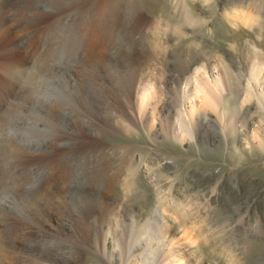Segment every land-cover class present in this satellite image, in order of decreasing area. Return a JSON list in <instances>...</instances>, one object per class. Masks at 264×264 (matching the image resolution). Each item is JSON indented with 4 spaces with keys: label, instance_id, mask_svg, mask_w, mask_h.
I'll return each instance as SVG.
<instances>
[{
    "label": "bare ground",
    "instance_id": "bare-ground-1",
    "mask_svg": "<svg viewBox=\"0 0 264 264\" xmlns=\"http://www.w3.org/2000/svg\"><path fill=\"white\" fill-rule=\"evenodd\" d=\"M165 1L168 16L160 17ZM198 1L207 0H0V36L9 43L0 65V261L67 264L71 243H47L45 224L66 214L87 227L84 209L102 204L108 210L103 231L89 240L111 264H199L188 241L175 238L162 210L146 216L131 204L142 193L134 179L145 174L135 147L98 141L141 126L152 140L190 142L198 118L204 125L214 121L222 133L243 110L247 117L251 108L264 109V16L257 0H237L234 13H222L230 28L256 36L228 47L243 50L237 62L225 58L227 49L203 53L192 39L204 21L202 11L192 8ZM12 27H18L16 35H27L31 66ZM187 39L190 55L179 59L191 66L162 78L155 68H169L171 50ZM139 51L148 57L146 71L133 80L118 75V60ZM250 53L256 55L252 60ZM26 70L30 75L19 84ZM228 86L239 101L233 106L225 96ZM9 97L15 100L6 107ZM121 211L128 224L118 217ZM61 220L54 225L57 232Z\"/></svg>",
    "mask_w": 264,
    "mask_h": 264
},
{
    "label": "rangeland",
    "instance_id": "rangeland-1",
    "mask_svg": "<svg viewBox=\"0 0 264 264\" xmlns=\"http://www.w3.org/2000/svg\"><path fill=\"white\" fill-rule=\"evenodd\" d=\"M165 2L158 10L160 17L168 16V1ZM202 2L198 1L192 7L197 11H202L200 17L204 19L206 25H204V21L199 22L201 28L198 24L193 33L195 36H192L194 42L205 54L214 55L217 51L227 49L229 54L227 52L228 55L225 58L227 57L228 60L234 62L240 61L242 57L243 60V50H241L242 52L239 49L231 51L228 47L239 43V41L245 44L250 43L253 41L252 38L256 36L253 35L252 30L244 28L233 30L222 15L224 11L234 13L237 0H207L205 3ZM257 2L259 11L264 16V0H257ZM12 8L15 9V6ZM139 12L145 16L150 15L145 9H140ZM170 21L176 23V19ZM17 29L18 27H12L13 38L21 46V50L29 55L27 56V63L31 66L33 64V61L30 60L32 52L29 50L27 35H16ZM189 40L183 41L182 45L172 47L173 50L170 53V60H172L169 63V68L164 65L155 68V71L158 69L162 78L165 72L169 73L170 70L173 73L175 70L183 72L191 66L186 67L180 62V59L182 61L183 58L190 55V52L185 50L188 48ZM6 44L9 45L5 38L0 36V65L6 60ZM250 54L247 58L252 60L256 55L255 53ZM131 56V59L118 60L119 66L116 70L118 75L125 74L129 80L138 79L140 72L146 71L144 66L148 62L146 60L148 57L144 58L145 56H142L140 51ZM194 60L196 61V57ZM201 61L202 59H197V62L192 66ZM152 66L154 67L155 64ZM242 70L246 71L247 69L243 66ZM30 71H25L19 84L25 83L24 81L30 75ZM131 72L134 77L130 74ZM237 73L238 70H235V74ZM176 74L178 73L175 72V76ZM39 84L40 82L37 83V87ZM183 86L184 83L182 89ZM241 88H243V92L247 91V88L242 85ZM230 89L229 86L226 88L225 96L231 102L230 106H233L239 101L232 91L229 92ZM189 91H193L192 83L189 85ZM69 92L68 96H70ZM14 100L12 97L6 98L4 105L8 107ZM259 110L251 108L247 117H245L243 110L242 114H237L226 122L222 133L219 132V127L214 121H208L209 123L204 125L198 118L195 121L196 137L193 139L194 141L190 142L178 143L170 137L152 140L141 126L139 127L140 131L115 132L108 138L98 139L102 143L131 144L135 147L136 158L140 163H145V174H140L134 179V185L142 193L132 198L131 204L146 216H151L154 209L162 210L160 213L164 214L161 216L164 217L166 223L175 233H178L175 238H180L182 235L181 239L185 238L188 241L187 244L190 245L192 256L199 264H264V109ZM258 113L263 114V121L260 120ZM85 114L88 117L89 112L87 111ZM37 115L42 114L39 112ZM214 115L217 116L216 111ZM33 127L35 128L34 124ZM73 130L69 129V134ZM106 212L108 210L102 204L99 206L92 205L88 207V210L87 208L84 209L83 216L86 214L84 217L88 223L90 222L87 227L80 226L78 222L73 221V218H69L66 214H60L45 224L48 232L44 240H48L47 243L60 240L61 243L63 242L62 245L66 247V244L74 242L72 246L75 245L76 248H80L81 252L78 255L80 257L77 256L76 259L71 244L68 245L71 248L68 253L67 264H102V262L103 264H111L102 252L99 251L98 254L96 250L98 247L92 246V239L89 240L92 234L101 236L103 227L100 224L105 222V218L108 216ZM118 217L125 224L129 223L126 214L122 211ZM60 220L61 223L63 222V227L57 232L54 225L59 226L57 222ZM73 231L75 237L72 235ZM60 234L61 239L58 237ZM81 247L84 249L82 250ZM18 257H22V254H19ZM8 260L2 259L0 264H12L10 261L13 260L9 262Z\"/></svg>",
    "mask_w": 264,
    "mask_h": 264
}]
</instances>
